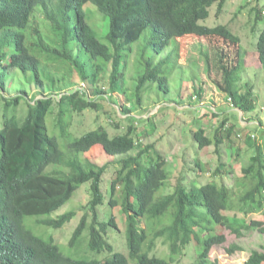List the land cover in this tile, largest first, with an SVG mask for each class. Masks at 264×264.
Here are the masks:
<instances>
[{
  "label": "trees",
  "instance_id": "1",
  "mask_svg": "<svg viewBox=\"0 0 264 264\" xmlns=\"http://www.w3.org/2000/svg\"><path fill=\"white\" fill-rule=\"evenodd\" d=\"M88 3L108 19L106 43L86 21ZM216 3L219 12L224 0H0V264H176L183 256L190 264H219L209 254L226 237L215 228L228 229L237 237L243 236V229L264 232V220L235 216L232 220L224 213L233 209L231 188L213 182L198 187L191 182L188 187L180 175L171 192L159 195L169 188L166 159L156 153L146 159L148 165L141 164L156 144L143 145L142 140L154 136L157 127L153 116L139 119L131 113H148L143 96L152 94V89L161 95L157 102L169 97L170 78L184 64L179 43L183 37L205 41L212 55H204L207 66L220 63L218 89L231 101V108L245 115L255 108L252 87L242 83L240 38L225 26L199 23ZM254 11L255 19H260L261 11ZM255 49L264 66V29ZM229 52L232 60L227 58ZM11 78L35 85L29 100L23 86L19 95L4 96ZM80 83L92 87V98L82 88H73ZM113 93H122L130 105L123 107L126 131L110 137L100 126L75 137L73 117L99 111V101L109 100L105 95ZM37 94L42 98L36 99ZM23 100L26 111L21 115L17 109ZM115 119L111 125L119 129L121 120ZM226 122L224 118L212 138L204 129L192 131L199 149L214 145L218 150L230 142L236 126ZM254 139L248 136L245 141L253 144ZM254 145L256 154L242 169L240 183L239 210L245 216L250 206L264 215V162L260 146ZM96 146L111 160L78 159ZM115 157L120 158L113 163ZM195 163L204 171L200 162ZM111 165L115 169L104 198L100 186ZM86 183L90 199L80 207L83 215L68 246L86 243L85 254L95 255L71 258L51 236L35 234L25 223L34 217L31 225L61 229L76 211L51 215ZM115 210L125 221L127 254L114 251L108 242V232L117 229ZM158 239L168 249L167 259L150 255ZM103 250L108 256L98 258ZM240 250L231 245L226 251L232 255ZM244 264H264V250L251 252Z\"/></svg>",
  "mask_w": 264,
  "mask_h": 264
},
{
  "label": "rangeland",
  "instance_id": "2",
  "mask_svg": "<svg viewBox=\"0 0 264 264\" xmlns=\"http://www.w3.org/2000/svg\"><path fill=\"white\" fill-rule=\"evenodd\" d=\"M254 9L261 11L262 17L258 20L255 19L256 13ZM84 11L87 13L86 21L94 30L97 38L106 43L105 36L108 32V19L100 14L90 3L84 6ZM209 13L208 18L200 21V24L207 27L225 26L241 40L243 64L245 66L242 72V83L252 87V93L256 100L255 108L246 115L236 108H231V101L227 100L225 95L218 89L222 83V74L218 67L220 63H212L211 66H207L206 62H204V55H208L207 57L211 58L212 55L207 52L205 41L203 39L183 37L179 40V43L184 49V52L181 53L184 64L170 78L171 89L169 97L157 102L156 100L161 95H159L157 90L152 89V94L143 96L144 106L148 108V113L140 115L137 111L131 113V115H138L137 118L139 119L153 116V122L157 127L154 136L142 140L143 145L151 144L155 141L154 148L156 152L151 151L150 155L144 157L141 164L142 166L148 165L146 159L155 158L156 153L166 159V169L169 172V188L160 190L159 195L171 192L176 179L180 175H182L186 186L191 182H195L197 187L201 184L213 182L229 187L234 191L235 195L232 197L233 209L224 212L232 220L235 219L234 216L237 219L264 220L263 210L254 209V206H250L251 210L247 216L239 210V197L243 191V188L240 187V183L243 181L242 169L248 166L250 158L256 154L254 144L260 146L262 151L261 159L263 155L261 162H264V66L260 64L255 49L257 38L264 29V0H224L219 12L216 3L209 8ZM227 58L232 60L234 55L229 52L227 53ZM130 77H132V74ZM15 79L11 78L8 81L7 90L3 92L4 96L19 95L20 92L18 90L23 86L27 90L25 99L29 100L30 95L35 93V85L22 83L20 80L17 79L18 81H16ZM129 84L132 85V82ZM103 87L106 88V86ZM73 88H82L88 98L93 97V89L87 84L80 83L79 85H74ZM197 92L201 96H198ZM37 95L36 99L42 98L41 94ZM105 96H110V99L99 101L101 106L99 111H85L81 115L73 117L72 129L77 135L75 137L81 136L80 134L83 131L93 130L100 126L108 130L110 137L126 131L127 123L122 121L126 116L123 113V107H130V105L127 104L128 102L122 93L107 94ZM25 105L26 101L23 100L17 109L19 114L25 113ZM160 107V112L157 113ZM213 113H217L218 117H213ZM108 115L111 116V119L108 118ZM116 117L120 118L122 123L119 129L111 125V123L117 121ZM224 118L227 119L226 124L230 125V123H233L236 126L230 136V142L222 143L218 150L214 145L202 150L199 149L198 143L191 137V132L197 129H204L206 135L212 138L215 129L219 127ZM47 124L49 132L52 133L50 118H48ZM137 127L141 126L137 124ZM236 134H239V136H236ZM248 136L255 138L253 144L251 142L249 144L246 143L245 139ZM99 150L100 147L96 146L88 153L79 154L78 159L96 158L102 162L111 160ZM119 158L115 157L113 163ZM195 162H200L204 167V171H199L198 167L195 166ZM114 165L109 166L103 176L104 180L100 187L104 198L105 195L108 197L106 193L109 190L108 184L115 169ZM218 167H220V171H217ZM261 172L264 175V171ZM89 199V183H86L77 190L74 197L67 204L51 215V217L55 218L66 211H76V216L61 229L50 227L45 229L31 225L32 222H35L36 218L34 217L27 218L25 224L35 234L42 235L44 232L45 235L51 236L59 245L63 254L71 258H82L85 256L94 258L95 254L93 253L85 254L87 251L86 243H83L79 248L68 246L72 232L83 215L80 207L85 205ZM103 207L104 205L101 209ZM104 211L105 208L103 209ZM114 215L117 229H112L108 232V242L112 245L114 251L127 254L124 233L125 221L118 210H115ZM215 231L225 235L226 241L222 245L214 246L211 249L209 254L211 261L216 260L219 264H244L251 252L264 250V232L246 231V229H243V236L237 237L225 228L218 227L215 228ZM44 237L47 238V236ZM154 245L150 255L167 259L168 249L163 244V241L158 239ZM231 245H236L241 250L229 255L226 250ZM198 252L197 250V255ZM100 255L108 256V252L103 250L97 257L100 258ZM188 255H193V252L190 251ZM175 262L176 264L191 263L188 256H183Z\"/></svg>",
  "mask_w": 264,
  "mask_h": 264
},
{
  "label": "crops",
  "instance_id": "3",
  "mask_svg": "<svg viewBox=\"0 0 264 264\" xmlns=\"http://www.w3.org/2000/svg\"><path fill=\"white\" fill-rule=\"evenodd\" d=\"M234 111H236V110H234ZM248 122V121H247ZM242 123V122H241ZM243 126V125H242ZM243 127H245V126H243Z\"/></svg>",
  "mask_w": 264,
  "mask_h": 264
},
{
  "label": "built area",
  "instance_id": "4",
  "mask_svg": "<svg viewBox=\"0 0 264 264\" xmlns=\"http://www.w3.org/2000/svg\"><path fill=\"white\" fill-rule=\"evenodd\" d=\"M252 136H253V135H252ZM252 136H251V137H252Z\"/></svg>",
  "mask_w": 264,
  "mask_h": 264
}]
</instances>
